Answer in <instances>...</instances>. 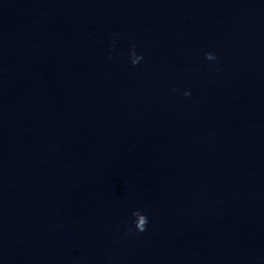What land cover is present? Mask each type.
Masks as SVG:
<instances>
[{"label": "clouds", "instance_id": "1", "mask_svg": "<svg viewBox=\"0 0 264 264\" xmlns=\"http://www.w3.org/2000/svg\"><path fill=\"white\" fill-rule=\"evenodd\" d=\"M206 58L208 60H214L215 59V56L212 53H207L206 54ZM132 63H133V65L137 64V62H135V61H133ZM185 95H189V93H185ZM137 212H139V211H137ZM137 212H134L133 215H136ZM147 223H148L147 216H145V215L140 216V219H139V221L136 224V229L138 231H140V232L145 231L146 230Z\"/></svg>", "mask_w": 264, "mask_h": 264}]
</instances>
